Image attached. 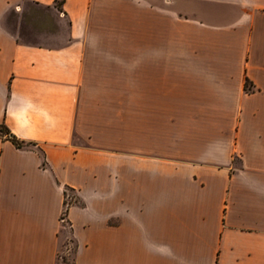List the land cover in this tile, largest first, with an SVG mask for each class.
I'll list each match as a JSON object with an SVG mask.
<instances>
[{"label": "crops", "instance_id": "obj_1", "mask_svg": "<svg viewBox=\"0 0 264 264\" xmlns=\"http://www.w3.org/2000/svg\"><path fill=\"white\" fill-rule=\"evenodd\" d=\"M45 8L58 45L3 24ZM0 264H264V0H0Z\"/></svg>", "mask_w": 264, "mask_h": 264}, {"label": "rangeland", "instance_id": "obj_2", "mask_svg": "<svg viewBox=\"0 0 264 264\" xmlns=\"http://www.w3.org/2000/svg\"><path fill=\"white\" fill-rule=\"evenodd\" d=\"M3 24L17 38L27 43L58 45L59 36L62 33L57 29L51 14L45 8L37 7L31 3L23 4L22 11H9L3 20ZM69 195L72 200H67V203L81 205L75 193L69 191ZM63 225L66 229L63 230L59 260L61 264H73L75 241L69 231L66 217Z\"/></svg>", "mask_w": 264, "mask_h": 264}, {"label": "trees", "instance_id": "obj_3", "mask_svg": "<svg viewBox=\"0 0 264 264\" xmlns=\"http://www.w3.org/2000/svg\"><path fill=\"white\" fill-rule=\"evenodd\" d=\"M0 135H5L9 140H11L13 142V144L18 147V148H22L24 146L23 142H20L19 140H17L15 137H13L9 130L5 127V126H0ZM66 191H69L68 188L66 189ZM66 191H65V195H66ZM72 205H78V204H70L67 203L66 200H64V209H63V215H62V219L65 218L68 214L69 208ZM76 246V245H75ZM76 248V247H75ZM73 264H75V262H73Z\"/></svg>", "mask_w": 264, "mask_h": 264}, {"label": "built area", "instance_id": "obj_4", "mask_svg": "<svg viewBox=\"0 0 264 264\" xmlns=\"http://www.w3.org/2000/svg\"><path fill=\"white\" fill-rule=\"evenodd\" d=\"M69 199L72 200L71 196L69 195V191H66L65 200L67 201ZM62 215H63V213H62ZM64 219L65 218H63L62 221H64Z\"/></svg>", "mask_w": 264, "mask_h": 264}]
</instances>
